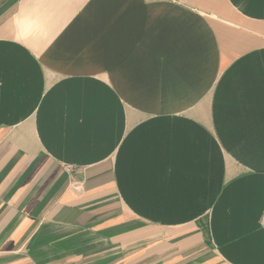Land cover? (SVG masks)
Returning <instances> with one entry per match:
<instances>
[{
	"label": "crops",
	"instance_id": "1",
	"mask_svg": "<svg viewBox=\"0 0 264 264\" xmlns=\"http://www.w3.org/2000/svg\"><path fill=\"white\" fill-rule=\"evenodd\" d=\"M0 264H264V0H0Z\"/></svg>",
	"mask_w": 264,
	"mask_h": 264
}]
</instances>
